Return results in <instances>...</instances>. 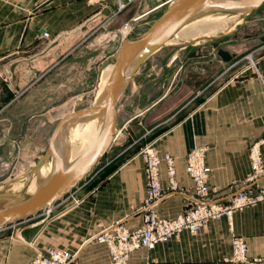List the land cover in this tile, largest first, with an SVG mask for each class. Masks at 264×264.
I'll return each mask as SVG.
<instances>
[{
    "label": "crops",
    "instance_id": "1",
    "mask_svg": "<svg viewBox=\"0 0 264 264\" xmlns=\"http://www.w3.org/2000/svg\"><path fill=\"white\" fill-rule=\"evenodd\" d=\"M156 2L162 1L136 0L120 10L119 0H0V129L25 122L23 116L38 104L36 83L51 78L60 65H77L93 35L103 33L106 49L116 52L122 27L135 28ZM210 47L185 45L180 48L184 57H151L143 65L120 103L115 154L94 184L77 188L75 197L82 202L64 209L62 200L51 217L38 214L18 223V229H1L0 264H30L48 249L76 254L70 264H111L109 247L91 239L117 223L130 231L143 226L147 180L138 151L144 146L175 158L178 191L189 196L194 189L185 157L195 147L208 148L214 197L226 200L242 185L251 172L250 149L264 138V44L242 70L247 75L237 71L236 76L230 72L241 60L230 66L199 52ZM167 178L163 165L164 184ZM189 204L183 193H171L156 210L175 219ZM235 236L247 243L245 262L233 260ZM129 264H264V204L236 212L231 221H212L197 235L183 233L154 250H139Z\"/></svg>",
    "mask_w": 264,
    "mask_h": 264
},
{
    "label": "rangeland",
    "instance_id": "2",
    "mask_svg": "<svg viewBox=\"0 0 264 264\" xmlns=\"http://www.w3.org/2000/svg\"><path fill=\"white\" fill-rule=\"evenodd\" d=\"M164 9L160 8L144 20L137 22L139 25L135 26L133 32L130 34H124L122 27V34L118 36L117 40L122 42V39L139 37ZM222 14L228 17L237 15V18L233 22L231 21L226 26L216 30L215 37L183 41L178 45L166 46L153 55V59H169L174 55L184 57L185 55H181L180 53L181 47L185 45L191 47L192 44L196 43H201L200 45H208L211 43L212 47H210V50L199 52H207L208 56L214 58L219 57V49L228 50L236 54V58L229 64L230 66L235 65L238 60H241L240 65L236 70L230 72V75L234 74L233 76H236L239 72L241 75H244V73L247 75V70L245 72L242 70L253 64V61L256 60L259 54L258 48L261 44H264L260 41L261 37L264 36V6L259 11L250 15H240L238 13H211L208 15L218 17L222 16ZM103 36V33H96L83 46L82 53L80 54L82 56L77 65L67 68H63L60 65L56 67L51 78L48 77L36 83L34 90L35 94H37L38 104L35 109H32V113L23 116L25 119L23 121L25 122L16 124L12 130L0 129V195H20L24 189L22 190V185L17 184L18 180L31 167L37 164L46 153L52 132L57 123L62 117L72 111L95 104L103 72L107 64L114 63L115 51L106 49L107 43L104 41ZM22 99L21 97L17 98L18 101ZM119 142L120 140L116 144L114 143L113 146L115 148H111L108 154L94 168L92 173L72 191V194L70 193L71 195L69 194L62 199L65 200V203L62 205L64 209L82 202L83 199L76 198L75 193L82 189V185L95 183V175L108 163L111 156L115 154ZM145 147H142L140 150L137 149L139 147L133 148L128 153L133 154L136 150H139V155L144 159L141 152ZM118 164H122V161ZM22 182L26 181L24 180ZM39 183H41V180L37 181L38 185ZM24 195L22 198L27 199L32 196V193H27L26 191ZM54 212L51 216L54 215ZM38 214L42 215L41 213ZM43 217L42 215L41 218ZM18 227L19 224L17 226L13 224L9 226L8 230H15Z\"/></svg>",
    "mask_w": 264,
    "mask_h": 264
},
{
    "label": "water",
    "instance_id": "3",
    "mask_svg": "<svg viewBox=\"0 0 264 264\" xmlns=\"http://www.w3.org/2000/svg\"><path fill=\"white\" fill-rule=\"evenodd\" d=\"M161 1V4L156 2L155 8H165L164 11L139 37L123 40L115 52L113 68L102 97L95 104L62 117L52 132L46 153L19 179L29 180L46 163L51 162L52 171L48 180L39 184L35 193L27 199L22 196L29 187L28 183L20 195H0V230L54 207L92 173L116 141L120 103L135 76L182 28L211 13L250 15L264 6V0ZM260 41L264 43V36ZM218 56L226 64L236 58V54L225 49H219ZM97 118L102 119V128L96 140L73 162H69L65 136L77 124ZM19 237L23 239L22 232Z\"/></svg>",
    "mask_w": 264,
    "mask_h": 264
},
{
    "label": "built area",
    "instance_id": "4",
    "mask_svg": "<svg viewBox=\"0 0 264 264\" xmlns=\"http://www.w3.org/2000/svg\"><path fill=\"white\" fill-rule=\"evenodd\" d=\"M135 1L127 0L124 3L119 0L120 10L125 9ZM159 9L160 7L154 8L147 15L149 16L150 13ZM135 21H138V18ZM133 30V25L126 24L123 27V33L126 35ZM44 35L48 37L47 34ZM2 78L0 74V82ZM263 146L264 138L251 147V172L242 185L229 194L226 200L213 196L216 191L209 184L212 169L207 164L208 148L206 146L195 147L185 157L186 173L192 180L194 189V194L191 196L183 191H178L175 158L171 154L161 156L152 146H146L141 152L144 156L147 180L146 198L142 207L143 226L130 231L121 223H117L103 230L91 240L109 247L111 264H129L131 256L139 250H154L157 246L166 244L183 233L197 235L212 221L224 219L231 221L236 212L264 204V187L260 185V181L264 179ZM163 165L166 166L168 177L166 184L161 179ZM177 192L187 196L190 200L189 207L175 219L162 217L157 212L156 205L166 195ZM54 211L55 206L45 209L41 214L51 216ZM232 248L235 262L240 263L247 260L248 246L244 238L235 236L232 241ZM75 256L76 254L66 250L48 249L38 255L30 264H70ZM262 260L256 259V262Z\"/></svg>",
    "mask_w": 264,
    "mask_h": 264
},
{
    "label": "bare ground",
    "instance_id": "5",
    "mask_svg": "<svg viewBox=\"0 0 264 264\" xmlns=\"http://www.w3.org/2000/svg\"><path fill=\"white\" fill-rule=\"evenodd\" d=\"M236 18L237 15L232 17H228L223 14L222 16H218V17L214 15H204L200 18L193 20L192 22L187 24L184 28H182L176 34V36L166 44V46L178 45L181 44V42L183 41L199 40L205 37H215L216 30H219L220 28L226 26L231 21L233 22ZM112 68H113L112 64L107 65L103 72L101 82L99 84V90L95 99V103L102 97V94L107 85ZM101 128H102V119L97 118L91 121L81 122L70 130V132L64 138V144L66 146L69 162H73L78 156H80L93 144ZM51 171H52V163L48 162L40 169L38 173L32 175L29 180L24 179L26 182H22L24 180L21 181L19 180L17 184L22 185L21 187L23 190L25 189V186L28 183L29 187L27 189V193L31 192L33 195L38 186L37 181L41 180V183L39 184H43L45 181L48 180Z\"/></svg>",
    "mask_w": 264,
    "mask_h": 264
}]
</instances>
